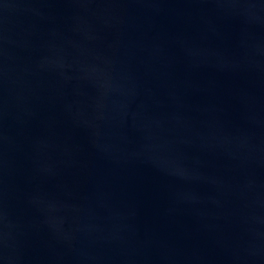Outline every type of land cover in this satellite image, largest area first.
Listing matches in <instances>:
<instances>
[{"label":"water","instance_id":"95a60500","mask_svg":"<svg viewBox=\"0 0 264 264\" xmlns=\"http://www.w3.org/2000/svg\"><path fill=\"white\" fill-rule=\"evenodd\" d=\"M0 264H264V0H0Z\"/></svg>","mask_w":264,"mask_h":264}]
</instances>
